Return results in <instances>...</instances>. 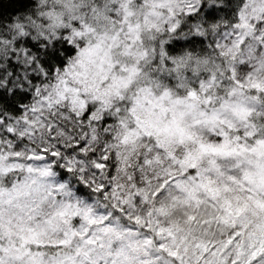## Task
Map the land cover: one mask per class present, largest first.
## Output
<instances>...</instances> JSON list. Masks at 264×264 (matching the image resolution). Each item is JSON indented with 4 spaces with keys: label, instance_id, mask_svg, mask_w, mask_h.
Returning a JSON list of instances; mask_svg holds the SVG:
<instances>
[{
    "label": "clouds",
    "instance_id": "1",
    "mask_svg": "<svg viewBox=\"0 0 264 264\" xmlns=\"http://www.w3.org/2000/svg\"><path fill=\"white\" fill-rule=\"evenodd\" d=\"M20 17L52 74L0 96V264H223L230 235L264 239V0H3L6 39Z\"/></svg>",
    "mask_w": 264,
    "mask_h": 264
},
{
    "label": "snow or ice",
    "instance_id": "2",
    "mask_svg": "<svg viewBox=\"0 0 264 264\" xmlns=\"http://www.w3.org/2000/svg\"><path fill=\"white\" fill-rule=\"evenodd\" d=\"M27 28L28 24L23 17H20L12 24V36L10 38L6 39L5 34L0 32V46L10 45V57H0V96L6 95L9 92H11L13 97H18L21 94L27 95V93H22V89L28 88L34 96L39 97L41 88L40 84L37 82L39 81L40 83H43L52 74L47 60L40 58L37 46L32 45L31 48H29L27 46L28 42H25L24 44L21 43L22 38L28 35ZM5 51H9V48L5 47ZM194 94L195 93H191V95ZM44 99H47V97ZM21 105L23 106L22 101ZM13 107L15 111L20 110L15 108V106ZM49 107H51V105H49ZM31 110L35 112L36 108L32 107ZM2 116H4V113L0 112V117ZM85 118L90 119V117ZM6 122L7 118L0 120V127H3ZM11 131L12 129L9 128L8 132L11 133ZM80 147L83 148L82 145ZM52 155L55 157L58 156L59 153L53 152ZM103 159L107 160L108 157L104 156ZM95 167L101 169L105 167V165L103 163H96ZM226 211L229 215L232 214V208L230 205ZM242 211V208H237L236 215H239ZM189 219L194 220L195 217H189ZM222 219H224L225 223H228L227 218L222 217ZM207 222L208 221H205V223ZM233 226L235 225L233 224ZM242 235L243 232L240 231L230 235L226 240L221 242L219 253L213 251L212 255H221L223 264H227V258L223 257V253L230 246L236 244L238 249L237 256L231 260V264H241L240 257H246L243 264H254L257 256L264 257V239L257 240L254 239V233L248 234V249H251V251H247L242 242H237V238ZM197 247L201 248L203 253L209 252L207 243L198 244ZM171 255H176V253L173 252Z\"/></svg>",
    "mask_w": 264,
    "mask_h": 264
},
{
    "label": "trees",
    "instance_id": "3",
    "mask_svg": "<svg viewBox=\"0 0 264 264\" xmlns=\"http://www.w3.org/2000/svg\"><path fill=\"white\" fill-rule=\"evenodd\" d=\"M0 2H3V0H0ZM31 97H29V99H30Z\"/></svg>",
    "mask_w": 264,
    "mask_h": 264
}]
</instances>
